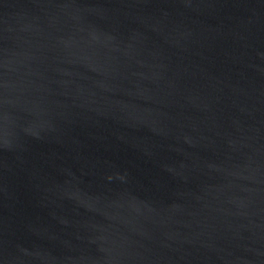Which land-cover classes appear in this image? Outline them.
<instances>
[{"label":"water","instance_id":"95a60500","mask_svg":"<svg viewBox=\"0 0 264 264\" xmlns=\"http://www.w3.org/2000/svg\"><path fill=\"white\" fill-rule=\"evenodd\" d=\"M0 264H264V0H0Z\"/></svg>","mask_w":264,"mask_h":264}]
</instances>
